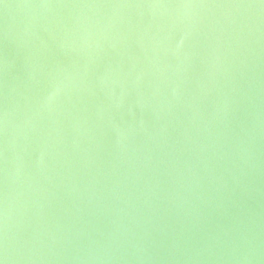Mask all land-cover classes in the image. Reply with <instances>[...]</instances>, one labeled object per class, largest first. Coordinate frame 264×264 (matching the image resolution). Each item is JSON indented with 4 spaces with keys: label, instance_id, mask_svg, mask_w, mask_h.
<instances>
[{
    "label": "water",
    "instance_id": "1",
    "mask_svg": "<svg viewBox=\"0 0 264 264\" xmlns=\"http://www.w3.org/2000/svg\"><path fill=\"white\" fill-rule=\"evenodd\" d=\"M0 264H264V0H0Z\"/></svg>",
    "mask_w": 264,
    "mask_h": 264
}]
</instances>
